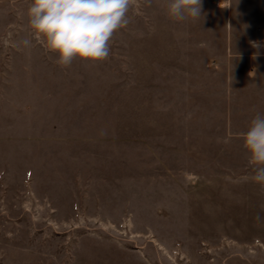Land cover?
<instances>
[{
	"label": "rangeland",
	"instance_id": "374dc122",
	"mask_svg": "<svg viewBox=\"0 0 264 264\" xmlns=\"http://www.w3.org/2000/svg\"><path fill=\"white\" fill-rule=\"evenodd\" d=\"M30 3L0 0V264H264V0H139L67 68L19 43Z\"/></svg>",
	"mask_w": 264,
	"mask_h": 264
},
{
	"label": "clouds",
	"instance_id": "9594fccd",
	"mask_svg": "<svg viewBox=\"0 0 264 264\" xmlns=\"http://www.w3.org/2000/svg\"><path fill=\"white\" fill-rule=\"evenodd\" d=\"M139 0H31L27 8V36L19 43L35 44L55 56L61 68L75 59L102 62L110 55L114 35L125 29ZM203 0H168L167 15L177 22L202 16ZM251 176L245 181L264 187V116L257 114L241 134Z\"/></svg>",
	"mask_w": 264,
	"mask_h": 264
}]
</instances>
